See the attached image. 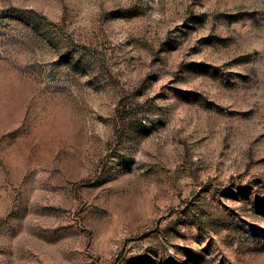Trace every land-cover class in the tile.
Here are the masks:
<instances>
[{"label": "rangeland", "instance_id": "rangeland-1", "mask_svg": "<svg viewBox=\"0 0 264 264\" xmlns=\"http://www.w3.org/2000/svg\"><path fill=\"white\" fill-rule=\"evenodd\" d=\"M0 264H264V0H0Z\"/></svg>", "mask_w": 264, "mask_h": 264}]
</instances>
